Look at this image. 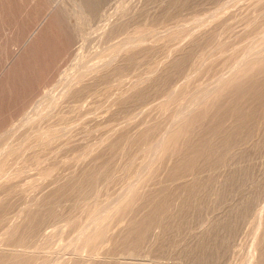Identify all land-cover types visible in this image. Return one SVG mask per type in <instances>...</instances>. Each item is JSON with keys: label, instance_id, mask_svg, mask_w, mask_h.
Returning a JSON list of instances; mask_svg holds the SVG:
<instances>
[{"label": "rangeland", "instance_id": "1", "mask_svg": "<svg viewBox=\"0 0 264 264\" xmlns=\"http://www.w3.org/2000/svg\"><path fill=\"white\" fill-rule=\"evenodd\" d=\"M262 7L264 0H0V264H198L215 236L228 241L217 264H256L264 201L243 209L256 190L264 195V148L237 144L218 155L216 143L212 163L190 144L202 124L180 117L214 110L213 99L202 108L194 100L228 79L245 50L260 48L264 39L231 50L245 20L264 22ZM260 71L237 78L264 87ZM238 171L228 190L226 178ZM195 176L198 190L188 193ZM214 222L223 233L212 234Z\"/></svg>", "mask_w": 264, "mask_h": 264}, {"label": "bare ground", "instance_id": "2", "mask_svg": "<svg viewBox=\"0 0 264 264\" xmlns=\"http://www.w3.org/2000/svg\"><path fill=\"white\" fill-rule=\"evenodd\" d=\"M261 9V8H260ZM262 12L264 13V8L262 7ZM243 22V21H242ZM248 22V23H247ZM244 24H248L246 27V33L239 37L235 43V47L231 48V50H235L237 45L239 43H246V40H248V42H252V43H256V39H264V22H261L259 24H255L254 21H249L248 19L244 21ZM50 27V26H49ZM254 47V46H253ZM230 49H228L229 51ZM253 51V52H251ZM222 53L226 52L225 49L224 51H221ZM214 53V52H213ZM234 53V52H233ZM230 54V53H229ZM236 54V53H234ZM252 56V58H254V62L251 63L252 61H245L246 59H248L247 57ZM253 66H257L259 67V69H261L260 74L264 75V41L262 42V44L260 45V48H252V46L250 48H248L247 50L244 51V56L242 58V61L235 63V65L232 67L231 71H230V77L228 79H225L223 77H220L218 79H216L215 81V86L213 87V89L211 88V90H208L206 93H204L203 98L201 100H194L195 102V106H199L203 104L204 100H208V99H213V107L214 110L212 109L211 112L208 111V109H203L195 118L190 119L188 115L185 114V112L181 111V114L183 113L182 117H180L181 120L183 121H189L190 124L196 125V124H202L201 125V132H200V136L196 137L194 135H192L191 139H190V144H192L191 146L193 147H200L202 146V148L204 149V151H202V153H205L204 156H202L203 158H205V160L207 159H211L212 163H213V157L216 155L214 152V146H219L217 147L216 150H218V155H222L224 152H227L229 150H231V148L237 144L239 145H248L250 144L254 149L255 148H264V102H263V96H264V87L263 83L258 82V79H248L246 81H242L241 79L237 78L238 74L240 71L244 72V73H248L249 69H251V67ZM209 73V72H208ZM241 73V72H240ZM241 75V74H240ZM242 76V75H241ZM203 78V77H202ZM207 78V77H205ZM242 78V77H241ZM192 79V78H191ZM200 79V78H199ZM183 80V79H181ZM198 80V79H197ZM188 81V79H187ZM199 81V80H198ZM180 82V80H179ZM186 82V81H185ZM189 82V81H188ZM183 83V82H181ZM178 85V84H177ZM181 86V85H180ZM182 87V86H181ZM179 87V88H181ZM184 87V86H183ZM188 87V86H187ZM198 88V86H197ZM186 90V89H185ZM193 91V90H192ZM200 91V90H199ZM202 91V90H201ZM200 91V92H201ZM206 91V90H205ZM183 92V91H182ZM187 92V91H186ZM191 92V91H190ZM188 94V92L186 93V95ZM190 95V94H189ZM188 95V96H189ZM171 96V95H170ZM194 96V95H193ZM168 97V96H167ZM192 97V95H191ZM171 99V98H170ZM186 99V98H185ZM191 99V98H190ZM189 99V100H190ZM193 99V98H192ZM200 99V98H199ZM167 100H169L167 98ZM175 100V99H174ZM163 102V101H162ZM166 102V101H164ZM189 102V101H188ZM193 102V103H194ZM206 102V101H205ZM212 102V101H211ZM178 103V102H177ZM180 103V102H179ZM178 103V105H179ZM164 103H162L163 106ZM171 104V103H170ZM205 104V103H204ZM216 104V106H215ZM168 106V104H166ZM212 105V104H211ZM177 106V105H176ZM166 108V106H163ZM203 106H201L200 108H202ZM211 107V106H210ZM162 108V107H161ZM171 108V106H170ZM207 108V107H206ZM174 109V108H173ZM186 109V108H185ZM199 110V109H198ZM176 111V110H175ZM195 111V110H194ZM197 111V110H196ZM171 112V111H170ZM213 112V113H212ZM172 113V112H171ZM179 114V113H178ZM191 115V114H189ZM170 116V115H168ZM167 117V116H166ZM165 119V118H164ZM231 120V127H226L225 124ZM161 121V120H160ZM164 121V120H163ZM157 123V122H156ZM185 123V122H184ZM155 124V123H154ZM180 124V123H179ZM229 124V123H228ZM158 125V124H157ZM167 125V123H166ZM223 125V126H222ZM178 126V125H177ZM181 126V125H180ZM178 126V128L180 127ZM192 127V126H191ZM177 128V129H178ZM150 129V128H149ZM152 129V128H151ZM153 130V129H152ZM182 130V129H181ZM148 132V131H147ZM151 133V132H149ZM171 133V131H170ZM180 133V132H178ZM173 134V131H172ZM171 134V135H172ZM143 135V134H142ZM158 135V134H157ZM157 135L155 137H157ZM166 135V134H165ZM186 135V134H185ZM146 136V134H145ZM144 137V136H143ZM168 137V136H167ZM146 138V137H145ZM170 139V137H168ZM149 139V138H148ZM211 139H215L217 140L215 142V144H211ZM155 140V139H154ZM173 139H170V141ZM148 142V141H147ZM150 142V141H149ZM155 142V141H154ZM211 142V143H210ZM165 143V142H164ZM194 143V144H193ZM218 143V144H216ZM169 144V143H168ZM167 144V145H168ZM198 144H201L200 146H196ZM165 145V144H164ZM38 146V145H37ZM133 146V145H132ZM170 146V144H169ZM162 147V146H161ZM172 147V146H171ZM189 147V146H188ZM193 147V150H194ZM151 148V147H150ZM176 148V147H174ZM202 148H199L200 150ZM165 149V148H164ZM173 149V148H172ZM186 149V147H185ZM236 149V148H235ZM156 150V148H155ZM158 150V149H157ZM180 151V150H179ZM183 151V150H182ZM248 151V149H247ZM250 151V150H249ZM143 152V151H142ZM194 152V151H192ZM191 152V153H192ZM232 152V151H230ZM236 152V151H235ZM239 152V151H238ZM190 153V152H189ZM188 153V154H189ZM246 153V152H245ZM155 154V152H154ZM162 154V153H161ZM143 155V153H142ZM147 155H149L147 153ZM181 155V154H180ZM190 155V154H189ZM145 156V155H143ZM158 156V155H157ZM167 156V154H166ZM201 156V151L199 150H195L194 152V158H200ZM169 158V157H168ZM227 158V157H226ZM240 158V156H239ZM191 159V158H190ZM143 160V159H142ZM155 160V159H154ZM178 160V159H177ZM193 160V159H191ZM225 160V158H224ZM184 161V160H183ZM153 162V161H152ZM177 162V161H176ZM187 162V161H186ZM150 163V162H149ZM175 163V162H174ZM180 163V162H179ZM183 163V162H182ZM191 163V161H190ZM143 164V163H141ZM153 164V163H152ZM159 164V163H158ZM193 164V163H192ZM239 164V161H238ZM177 165V163H176ZM175 165V166H176ZM186 165V164H185ZM194 165V164H193ZM143 166V165H142ZM147 166V165H145ZM198 166V165H197ZM196 166V167H197ZM200 166V165H199ZM225 166V165H224ZM201 167V166H200ZM199 167V168H200ZM155 168V167H154ZM226 168V167H225ZM224 168V169H225ZM146 169V168H145ZM148 169V168H147ZM150 169V168H149ZM191 169V168H190ZM223 169V171H224ZM232 169V168H231ZM194 170V169H193ZM168 171V170H167ZM188 171V170H187ZM144 172V171H143ZM147 172V171H145ZM154 172V171H153ZM166 172V171H164ZM170 172V171H169ZM174 172V171H173ZM182 172V171H181ZM186 172V171H185ZM247 172V171H246ZM140 173V172H138ZM168 172H166L167 174ZM188 172H186L185 174H187ZM195 173V172H194ZM196 174V173H195ZM234 175L227 177L226 179H228V190L230 188L231 185H236L237 181H238V176H240V172H235L232 173ZM144 175V174H143ZM193 175V174H192ZM133 176V175H132ZM139 176H141L139 174ZM147 176V175H146ZM150 176V175H149ZM163 176V175H162ZM161 176V177H162ZM165 176V175H164ZM176 176V175H175ZM142 177V176H141ZM139 177V178H141ZM166 177V176H165ZM169 177V176H168ZM177 177V176H176ZM143 178V177H142ZM158 179V178H157ZM185 179V178H184ZM225 179V180H226ZM133 180V179H132ZM194 182L192 183V187L189 191H187L188 193H193L194 189L195 191L198 190L199 187V181L196 179V176L194 177ZM138 181V180H137ZM148 181V180H147ZM146 181V182H147ZM144 182V183H146ZM164 182V181H162ZM207 182V181H206ZM130 183V182H129ZM138 183V182H137ZM153 183V182H152ZM160 183V182H159ZM162 184V183H161ZM129 185V184H128ZM127 185V186H128ZM168 185V184H167ZM180 186V185H178ZM183 186V185H182ZM126 187V186H125ZM130 187V186H129ZM136 187V185H135ZM134 187V188H135ZM211 187V186H210ZM127 188V187H126ZM125 188V189H126ZM181 188V187H180ZM122 189V187H121ZM127 190V189H126ZM134 190V189H133ZM136 190V189H135ZM148 190V187H147ZM177 190V189H175ZM181 190V189H180ZM183 190V187H182ZM201 190V188H200ZM244 191V190H243ZM248 191V190H247ZM246 191V192H247ZM139 192V191H138ZM221 192V191H220ZM141 193V192H140ZM123 194V193H122ZM139 194V193H138ZM144 194V192H143ZM167 194V193H166ZM176 194V193H175ZM124 195V194H123ZM130 195V194H129ZM133 195V194H132ZM145 195V194H144ZM143 195V197H144ZM149 195V194H148ZM229 195V194H228ZM120 196V195H119ZM125 196V195H124ZM127 196V195H126ZM131 196V195H130ZM263 192L259 193L257 190L255 191V193L253 194V196L247 200L245 207L243 209V212H249L251 209L255 208H261V202L264 201V197L262 199ZM139 197V196H138ZM146 197V196H145ZM164 197V196H163ZM168 198V197H167ZM129 199V198H128ZM144 199V198H143ZM224 199V198H223ZM235 199V198H234ZM136 200V199H135ZM169 200V199H168ZM167 200V201H168ZM125 201V200H124ZM140 201V200H139ZM166 201V200H165ZM217 201V200H216ZM97 202V201H96ZM126 203V202H125ZM135 203V202H134ZM137 203V202H136ZM99 204V203H98ZM97 204V205H98ZM118 203H116L117 206ZM131 204V202H130ZM239 204V203H237ZM124 205V204H123ZM161 206V205H160ZM164 206V205H163ZM237 206V205H236ZM118 207V206H117ZM154 207V206H153ZM239 208V206H237ZM155 208V207H154ZM181 208V206L179 207ZM185 209V208H184ZM121 210V209H120ZM131 210V209H130ZM145 210V209H144ZM160 210V209H159ZM181 210V209H180ZM183 210V209H182ZM245 210V211H244ZM94 211V210H93ZM110 211V210H109ZM219 211V210H218ZM264 211V210H263ZM122 212V211H121ZM168 212V211H167ZM242 212V213H243ZM252 212V210H251ZM120 213V211H119ZM128 213V212H127ZM256 213V212H255ZM110 214V213H109ZM123 214V213H122ZM129 214V213H128ZM136 214V213H135ZM146 214V213H145ZM170 214V213H168ZM180 217H178V219L182 218L181 217V213ZM218 214V213H217ZM223 214V213H222ZM250 214V213H249ZM108 215V214H107ZM114 215V214H113ZM120 215V214H119ZM127 215V214H126ZM154 215V214H153ZM152 215V216H153ZM171 215V214H170ZM176 215V214H175ZM224 215V214H223ZM263 215V214H262ZM50 216V215H49ZM87 216V214H86ZM109 216V215H108ZM133 216V215H132ZM131 216V217H132ZM136 216V215H135ZM143 216V215H142ZM147 217V214L145 215ZM150 215H148L149 217ZM248 216V215H247ZM259 216V213H257V215L255 216V218H253V221L256 222L257 218ZM121 217V216H120ZM221 219V216H219ZM243 217V215H240L239 218L241 219ZM250 217V216H249ZM254 217V216H253ZM133 218V217H132ZM142 219V217H141ZM157 219V217H156ZM160 219V218H159ZM170 219V218H169ZM223 219V218H222ZM251 219V218H250ZM134 220V219H133ZM146 220V219H145ZM144 220V221H145ZM215 220V219H214ZM262 220V219H261ZM260 220V221H261ZM139 221V220H138ZM141 221V220H140ZM139 221V223H140ZM164 221V220H163ZM209 221V220H208ZM115 222V221H114ZM130 222V221H129ZM128 222V223H129ZM135 222V220H134ZM153 222V221H152ZM181 222V221H180ZM98 223V222H97ZM138 223V224H139ZM157 223V222H156ZM172 223V222H171ZM206 223V222H205ZM158 224V223H157ZM165 224V223H163ZM175 224V223H174ZM182 224V223H181ZM244 224V223H243ZM98 225V224H97ZM140 225V224H139ZM171 225V224H170ZM252 225V224H250ZM150 226V225H149ZM163 225H161L162 227ZM242 226V225H241ZM244 226V225H243ZM249 226V225H248ZM127 227V226H125ZM151 227V226H150ZM166 228V225L163 226ZM162 227V228H163ZM132 228L131 225H129L128 227V231L127 233L130 236H133L131 234L132 233ZM136 228V227H135ZM161 228V229H162ZM170 228V226H169ZM250 228V227H249ZM254 228V227H253ZM144 229V228H143ZM152 229V228H151ZM159 228V230H161ZM226 229L225 225L219 223V222H214L212 223L211 229L210 231L212 232L213 235H217L219 232L223 233L224 230ZM155 230V229H154ZM174 230V229H173ZM244 230V229H243ZM247 230V229H246ZM122 231V230H121ZM151 231V230H150ZM153 231V230H152ZM164 231V230H163ZM253 231V230H252ZM156 232V231H155ZM166 232V231H165ZM172 232V231H171ZM239 232V231H238ZM250 232V231H249ZM96 233V232H95ZM101 233V231H100ZM120 233V232H119ZM126 233V234H127ZM135 233V232H134ZM139 233V232H137ZM99 234V232L97 233ZM96 234V236H97ZM140 234V233H139ZM159 234V231H158ZM247 234V233H246ZM117 236V234H115ZM156 235V233L154 234ZM101 236V234H100ZM129 236V237H130ZM153 236V235H150ZM149 236V238H150ZM242 236V235H241ZM136 237V236H135ZM148 237V236H147ZM115 238V237H114ZM125 238V237H124ZM217 238V240H216ZM220 237L215 236L214 239L210 242L209 247L207 248V253L204 256V254L202 253L199 263L198 264H217L223 257L224 255H226V251L228 249V241L226 240H220ZM246 238V237H245ZM244 238V239H245ZM97 240V238H95ZM113 239V236H112ZM119 239V237H118ZM132 239V238H131ZM137 239H139L137 237ZM159 239V238H158ZM162 240V238H160ZM233 239V238H232ZM248 239V237H247ZM246 239V240H247ZM87 240V239H85ZM111 240V239H110ZM125 240V239H124ZM127 240V239H126ZM151 240V239H150ZM157 240V239H156ZM155 240V241H156ZM238 240V239H237ZM128 241V240H127ZM133 241L135 242V240L133 239ZM132 241V242H133ZM139 241V240H138ZM152 241V240H151ZM230 241V240H229ZM245 241V240H244ZM108 242V241H107ZM126 242V241H125ZM124 242V243H125ZM131 242V241H130ZM147 242V241H146ZM158 242V241H157ZM160 242V241H159ZM115 243V242H114ZM113 243V244H114ZM122 243V244H124ZM139 243V242H138ZM138 243L136 242V244L138 245ZM167 243V242H166ZM232 243V242H231ZM240 243V242H239ZM129 244V243H128ZM127 244V245H128ZM151 244V243H150ZM230 244V243H229ZM233 244V243H232ZM231 244V245H232ZM131 245V243L129 244ZM136 245V246H137ZM164 244H162L163 246ZM169 245V244H168ZM262 247L260 248V253L257 259V263L256 264H264V235L262 238V242L261 244ZM259 245V246H260ZM85 246V245H84ZM119 246V245H118ZM157 246V243H156ZM239 246V245H238ZM241 246V245H240ZM254 246V244H253ZM257 246V245H256ZM255 246V247H256ZM120 247L121 244H120ZM129 247V246H128ZM181 247V246H180ZM236 247V246H234ZM258 247V246H257ZM125 248V247H124ZM134 248V247H133ZM157 248V247H156ZM159 248V247H158ZM252 248V247H250ZM86 249V248H85ZM97 249V248H96ZM129 249V248H128ZM132 249V248H131ZM253 249V248H252ZM263 249V250H262ZM136 250V249H135ZM134 250V251H135ZM259 250V249H258ZM126 251V250H125ZM89 252V251H88ZM131 252V251H130ZM206 252V251H205ZM235 252V251H234ZM87 253V252H86ZM238 253V252H237ZM253 253V251H252ZM90 255V254H89ZM134 256V255H133ZM228 256V255H227ZM226 256V257H227ZM251 256V255H250ZM5 257V256H4ZM18 258V256H16ZM230 257V256H229ZM252 258V257H251ZM226 258L223 259V261ZM6 262L5 264H10L9 262L11 260L9 259H5ZM22 260V259H21ZM24 260V259H23ZM22 260V261H23ZM137 260V259H135ZM151 260V259H150ZM3 261V260H2ZM34 261V260H33ZM55 261V260H54ZM228 261V260H226ZM256 261V260H255ZM252 262V261H251ZM33 263V262H32ZM241 263V262H240ZM244 263V262H243ZM18 264H25V263H18ZM27 264V263H26ZM31 264V263H30ZM152 264V263H151ZM226 264V263H225Z\"/></svg>", "mask_w": 264, "mask_h": 264}]
</instances>
